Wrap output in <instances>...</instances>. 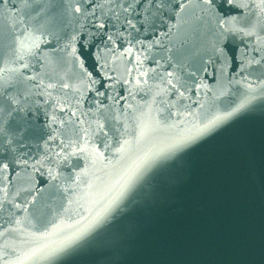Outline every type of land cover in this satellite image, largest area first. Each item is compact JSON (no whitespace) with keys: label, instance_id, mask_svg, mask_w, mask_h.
Here are the masks:
<instances>
[{"label":"water","instance_id":"1","mask_svg":"<svg viewBox=\"0 0 264 264\" xmlns=\"http://www.w3.org/2000/svg\"><path fill=\"white\" fill-rule=\"evenodd\" d=\"M0 264H264V0H0Z\"/></svg>","mask_w":264,"mask_h":264},{"label":"snow or ice","instance_id":"2","mask_svg":"<svg viewBox=\"0 0 264 264\" xmlns=\"http://www.w3.org/2000/svg\"><path fill=\"white\" fill-rule=\"evenodd\" d=\"M209 2H211V0H209ZM225 25L229 24L230 22L229 21H224L223 22ZM223 26V25H222Z\"/></svg>","mask_w":264,"mask_h":264}]
</instances>
